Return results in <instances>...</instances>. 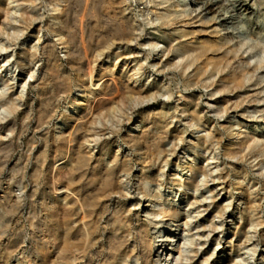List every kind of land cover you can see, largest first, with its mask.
I'll use <instances>...</instances> for the list:
<instances>
[{
	"label": "bare ground",
	"instance_id": "1",
	"mask_svg": "<svg viewBox=\"0 0 264 264\" xmlns=\"http://www.w3.org/2000/svg\"><path fill=\"white\" fill-rule=\"evenodd\" d=\"M34 1L35 0H0V34L4 32H2L4 26L17 17V24L19 23L18 25L21 28L16 30L15 33L20 31H26L27 33L28 31L29 35L37 40V43L35 42L36 45L32 44L30 47H27L25 52L18 54V59H20V61L17 63L21 65V69L26 70L25 75L27 74V76L24 75L25 79L23 83L21 82L22 84H20V93L18 92L17 94L15 92V95H13L14 97L11 95L9 96V99L5 98L7 99L6 101H0V174L8 163L9 152L15 147H18V144H15L16 141L14 140V135H16L17 140H20L22 132L28 130H24L27 125H22L21 129L19 128V132L18 122L14 119H8L7 115L11 114L15 117L18 113L20 115V112H23L22 121H26L25 123L28 125L33 121L34 117H36L37 125L35 126V129H40L50 114L55 111V102L60 96L66 94L68 98L67 111L70 110L72 114L70 115L67 112L68 115L61 116V118L55 122L56 124L54 130L56 131L52 130V139L51 137L49 139V136H44L45 138H43L45 149H49L50 146L53 148L54 161H52V163L54 162V164H56L54 166L55 168H53V172H55L56 175H52L53 177H51V179L48 178L52 181V183L50 182L51 185L49 184V189L52 193L57 194L60 202H64L62 207H60L61 204L59 205L62 210L60 208L56 210L60 216L63 217V220L62 224L52 227L54 236L52 240L57 241V243L55 245L51 261L50 263H47L95 264L94 256L97 254L104 256L102 262H99L100 264H172V261H174L175 264H182V260H184L182 259V249H180L178 244L171 246L175 239V234L173 233L175 229L173 228L178 227L180 224L184 226L191 225L192 216L189 213L182 212V209L176 208L175 204L171 205L172 202H177L179 199H171V203H169V201L162 203L158 200L161 199V195H159L160 198H158V196L148 191L147 185L142 187L144 183L149 184L148 180L159 183V186L162 184V182H160L161 178L165 180V168L160 164L163 163L165 165L169 163L168 157L176 155L177 146L174 147L172 145L173 147L170 150L164 149L165 146L163 147L160 144L161 135L159 134L161 133L157 134L156 131L161 132L159 129L165 127L163 123L166 121L167 124L169 123L171 125L173 120L169 121L168 119H173L175 117L174 114H177V110L175 109V111H173L171 109L173 112L170 113V109L162 110L164 107L163 105L159 107L155 113L151 114L150 110V115L147 114L146 118L141 120L142 123L147 121L146 125L142 127L141 133L139 135L134 134L129 138V140L133 141V144L135 143L139 146L137 149L140 152V155H144L143 157L145 158L142 163L143 170L141 169V175L143 178L141 177V183H138L139 190H141L140 193L143 195L141 197H144L146 202L149 203L145 205V215L143 216L140 215L141 211L139 209L142 202L138 198H135L132 204L128 203L129 205L127 206L118 205L116 207V205H114L115 209L113 208L114 210H112L111 213L109 212L111 211L109 210L110 202L114 197L118 198L116 203L120 204V198H125L130 193L129 188L127 187L128 182L126 183V180L124 181L123 178H120L124 176L122 174L130 173V159L128 158V155L123 156V154L122 156H118L119 147L116 146L117 150H113L115 154L109 155V157L112 156V160L105 164L103 158L106 150L105 147L109 145L111 141L109 142L104 139L99 140V138L96 137L99 134L100 129L98 131L96 130V127H94L96 118L93 119V117H95L93 114H98V112L101 111L103 113L106 111H114L113 107L115 108L118 104L117 99L120 100L119 102H121V99L124 98L128 100H135L137 102H144L154 100L158 95H162L165 92L164 81H162L160 85H156L157 82L152 85H147L148 81L144 77V62L149 61L150 59L153 61V68L163 67L161 69L162 73L169 70L171 67H174L175 70L180 71L182 76H185L187 71L190 70L191 75L189 73L188 75L190 76H187L190 79L187 80L186 78V83H188L190 87L196 86L199 83L202 84L204 88L214 87V91L208 95L209 100L206 103L207 107H203L205 112L208 111V109H211L218 115L219 113L226 115L229 109H241L244 103L254 102L259 99L258 94L261 91L255 93L253 92L249 95L243 94V96H239L237 94L246 90L247 92H251L253 88H248L260 84L257 79H254V76H256L257 72L264 67V56L261 54L264 51V44H260L261 46L258 47L261 49V53L259 49H257L258 44L252 45L253 43L251 44L252 46H247L244 50H242L246 43L245 41L244 43L242 42L243 40L241 41L239 39H235L236 42L231 44L230 42L233 39H231V37L227 38L224 33V30L227 31L231 27L233 29V26L237 22L249 14L252 10L251 7L244 4L245 0H187L188 4L185 3L186 0H176V3L174 1L172 4L161 7L163 13H160L158 11L160 8L156 7L164 3L156 2L154 3L155 5H153V9L151 6H148L149 8L145 9V11L141 14L142 16H145V20H147V22H145L146 24L152 25L155 23L154 21H157L161 27L170 29L171 32L168 31L163 33V35L169 39V42L165 43L166 48L164 50H159L160 46L158 47L157 42L150 38L151 36L143 38L144 43L142 45L148 46V52L144 56L145 59L143 58L144 61H141L142 58H139L138 53L136 55L132 52V50H129L131 44H138L140 37H131L136 31V27H134L132 22L135 17H132L133 15L131 14V16H127L126 10L128 8H125L126 5L123 3L124 0H55V3L52 2L54 6L51 9L53 13L49 18L51 21L48 23L46 28L54 33L53 36L57 34L58 40H56L59 41L60 44L64 45L63 49H66V55L68 56L67 59H69L68 65L66 63L68 70H79V68L83 66L82 63L85 64L82 61V59L85 58H82V51L85 52L86 50L88 51L101 47V50H96L98 52V54L96 53L98 56H94L96 54H93L94 52L91 51L93 52L92 56L96 57L95 59H90V61L92 60L93 65L89 67L87 66V69H83L84 77L83 79H81V77V80L79 79V83L76 84L77 87L75 89V93H72V85L70 82V74L72 71L71 73H69L68 70L66 71L65 66L62 65L63 63L61 62L62 64H60L56 59L55 44L48 43L50 41L46 42L47 40L44 41L43 38L45 36L43 37V25L41 26L39 25L40 23H38L39 26L35 27V23L38 20L39 22H43L42 20L45 16L43 17L41 12V14L38 13V9L37 11H34L36 10L35 7L38 6L37 4V6H35ZM150 3L151 1H149V4ZM187 5H189L188 11H186ZM14 7H18L19 9L17 8V10L19 11L13 9ZM30 7L31 9H29ZM152 16H155V18L152 19ZM197 22L199 23L198 25H196ZM200 26L201 28L204 27L203 32L206 36H208L206 40L204 38H202L204 40H200V38L196 35L197 32L201 31H196L195 27ZM17 34L19 35V33ZM15 36L16 35L14 34L13 38H15ZM79 37L81 39L80 44H75L77 38ZM189 39L193 40L189 41ZM174 41L177 42L178 45L173 44ZM13 42L11 43L13 44ZM68 42L72 44L68 45ZM186 44H191L193 47L189 49ZM112 45H115V48L117 49L113 54V58L108 55L103 57L102 49L105 46V48L109 49ZM255 48L257 51L253 53L252 50ZM88 52L91 53L90 51ZM244 53H248V55L244 56ZM88 56L90 57V55ZM43 58L48 62V66L46 65V68L43 67L42 64L44 60ZM253 58L254 61H252ZM120 63H122L121 69L118 68ZM4 65L5 62L0 65V72L3 71ZM98 66L99 69L96 71ZM155 70L157 71V69ZM41 72L44 73L40 74ZM39 75L41 76L39 77ZM37 80H40V82L34 84ZM85 80L87 81V85H83V83L85 84ZM144 82L147 83L145 84ZM12 83L8 82L7 84H10L11 86ZM7 87L9 86L7 85ZM30 88H34L36 90V113L33 112V103L35 102V99H30L32 95L29 99L26 98V100L24 95H22V92L28 93ZM172 92H166L168 101L170 96L173 94ZM66 95H64V97ZM98 96L101 98L107 97L108 99H103L104 101L101 99L103 102L99 104V106L97 104L93 105L95 99L97 100L96 103L98 102ZM1 97L2 96H0V100H2ZM235 97L239 98L236 103L232 101ZM114 98H117V104L115 103L116 106L113 105L112 108H110V103ZM188 102H185L184 105H182L183 110H185L187 105H189ZM193 104L199 105L200 100L193 101ZM22 105H25L27 110L23 111L21 108L23 107ZM111 112L110 115L113 114H111ZM203 112L193 111L191 113L192 119L190 120L195 121L194 119H198L197 121L199 124L196 125L199 126H197L196 129L200 130L202 127L207 128V133H205L203 137H199V135L193 136V140H189L188 144L191 145L189 148L192 151H197L199 149L208 154V156L204 159L207 164L206 166H203L196 163L197 160L202 157L201 154H196L197 156L191 159L188 158L183 161H178V163L175 162L174 169L176 171H172L173 174L169 175V184L173 186V189H177L182 192V194L185 192V189H189L191 193L184 198V203L189 209L197 210L194 211L195 213H199V210L202 207H205L202 210H208L206 205H203L206 204L205 200L207 198H205L203 194L199 196L200 198H197L196 195H198L202 188L207 187L209 180L216 181L213 183L216 184L215 187H219L220 191L224 189L228 190L229 188V196L226 204H218L217 199L212 197L210 204L207 206L214 204L215 213L211 219H209L210 221L208 226L198 224L199 221H195L194 226H197L196 228L199 229L196 231V236L194 235L190 236L191 238L189 237V246L193 245V248H191L192 250L187 257L189 260L187 261L189 264H214L212 259H216L215 256L221 252V255L219 254L217 257L218 264H242L241 261L243 259L231 256L235 244L233 243V238L226 240L225 242L218 238L220 243L215 245V248H211L209 250L203 248L212 233L217 231L219 227H223L224 220L229 217L228 210H230L232 206L234 210L237 209L240 210V213H244V216L240 215L241 220H243L244 223L241 226H235L237 229L233 232V237H235L240 235V232L242 231L241 233L244 237V240L236 245L237 251H240L242 246L244 247L245 244L249 245V242L252 241V237L259 232L258 229L264 224V220H262L257 213V210H262L263 199L259 196L260 188H258L259 186L257 187L258 184L255 183V179L252 178V171L258 172L260 170L263 171L264 169V119L251 121L253 122V125L251 126V131L247 133L241 132V128L244 124L237 122L232 123L230 121L226 123L224 122V124H221L219 128H215L211 131V128H214V125H208L209 120H207L208 118L204 119V115L202 114ZM114 113H116V111ZM120 114L121 111H119V115ZM99 115H101V113ZM97 119L99 120V118ZM65 126H67V129L63 131L62 128H65ZM208 126L211 128H208ZM60 129L61 131L59 135L56 136L55 133L59 132ZM177 129L179 130V128ZM134 130H141L138 127V124ZM153 130H156V133H154ZM83 131L87 133V139H84L87 143L93 142L94 146L101 145L100 150L102 149V152L100 154L93 155L91 153L94 147L87 153L83 152L84 149L81 150L83 137L76 140V144L73 142L77 137H81L78 135ZM223 132L226 134L228 140V144L224 147H222L224 136ZM179 135L182 134L179 133ZM37 136L35 135V137ZM181 137L177 135L174 140H183ZM49 140H52L50 145L48 144ZM71 141L75 144L73 147L71 145ZM104 142H109V144L105 146ZM140 146H143L145 151H143L144 149ZM34 147L35 146L33 144L29 147V149L31 148V152ZM43 147L44 146L42 145V148ZM220 147L223 151L222 154L227 159L232 160V163H229L228 167L223 166L220 168V162H218V160L214 161V159H218L217 156L219 153H216V151ZM107 149L109 148L107 147ZM26 151L28 153L29 150L26 149ZM37 153L39 154V152ZM37 153L35 154L37 155L36 161L44 169V166L46 165L45 161L49 159L48 153L45 150L39 155ZM28 159L29 157L27 156L25 160L29 161ZM209 159L213 160V162H208ZM212 163L215 165L210 167V164L212 165ZM243 164H249L250 167L246 168L244 167L245 165L242 166ZM153 165H157L156 168L154 166V170L151 168ZM40 166L39 168L36 167V169L38 168L37 171L41 170ZM58 166H60V168H58ZM17 168L19 169L18 166ZM11 171L13 172V169H11ZM14 171L16 172V170ZM37 171L34 170V172H36L35 175L37 174ZM149 172H151L150 175H148ZM193 174H200L203 178L202 181H199V179L197 181L196 176H193ZM258 174L263 175L264 177V174ZM189 175L191 177H189ZM9 176H11V173ZM19 177H21V175ZM232 179L233 183L231 181ZM231 187H234L235 190H237V198H235V194L231 192ZM261 187L264 189V183ZM11 188V185H7L0 190V198L7 204L12 202L13 195H15L11 194ZM23 191H25V188ZM209 191L213 192L212 189H209ZM240 204L243 205L240 206ZM1 207H3V205ZM39 207V209H41V206ZM45 208V210H49L48 208L50 207L46 204ZM59 210L61 211L59 212ZM216 217L222 218V224L219 226L212 223V220ZM194 218L196 219V216H194ZM31 219L34 220L32 217ZM103 219L106 220L105 225L101 226ZM155 229L156 231L153 233L152 231ZM251 230L254 233L253 236L248 235ZM203 238L206 239V241L202 243L201 241ZM43 246L44 245H41V248H43ZM255 247L256 245L253 249H251L253 255L252 258L256 255ZM226 248L230 251L228 255L224 253ZM218 249L221 250L219 253L216 251ZM9 251L10 249L8 252ZM173 252L177 253V258L172 255ZM199 252L200 255L198 258H201L200 261L195 259ZM185 256L186 255H184V257ZM261 258L264 259L263 256Z\"/></svg>",
	"mask_w": 264,
	"mask_h": 264
},
{
	"label": "rangeland",
	"instance_id": "2",
	"mask_svg": "<svg viewBox=\"0 0 264 264\" xmlns=\"http://www.w3.org/2000/svg\"><path fill=\"white\" fill-rule=\"evenodd\" d=\"M149 1H151L150 4H149ZM174 1L176 3L178 0L177 1L176 0H170V1L169 0H124L123 3L126 5L125 8H128L126 10L127 16L133 15L132 17H135V19L132 22H133L134 27H136L135 28L136 31L132 34L131 37H134V36H135L134 38L140 37L139 40H138V44H136V43L131 44L129 50H132V52H134L136 55L138 53L139 58L140 57L142 58V59L140 58L141 61H144L143 58L145 59L144 56L148 52V50H147L148 46L142 45L144 43L143 38L151 36L150 38L154 39L157 42L158 47L160 46L159 50H164L166 48L165 47L166 46L165 43L169 42L168 41L169 39L167 37H165L163 35V33H166L168 31H170V29H165L164 27H161L157 21H154L155 23L152 24V25L146 24L145 22H147V20H145V16H142L141 13H143L145 11V9H148L149 8L148 6H151V8L153 9V7H154L153 5H155L154 3H156V2L157 3H164V4L158 5V7H156V8H160L158 10L160 13H163L161 7H164L165 5H168V4H172V3H174ZM34 2H35V6L38 5L37 7H35L36 10H34V11H37V9H38L39 10L38 13L41 12L43 17L45 16L44 17L45 19L43 18V20H42L43 22H39V20H38L35 23V27H37L39 25H41V26L43 25L42 26L43 27L42 29H44L43 30V33H44L43 37L45 36L43 38L44 41L47 40L46 42L50 41L48 43L55 44V52H56L55 56H56V59L58 60V62L60 64L63 63L62 65L65 66V70L67 71L68 70L67 65H68L69 59H67L68 56L66 55L67 54L66 53V49L65 48L63 49L64 45L60 44V42L57 41L58 40L57 39L58 38L57 34L55 36H53L54 33L46 28L48 23L51 21L49 18L51 16V14L53 13V11L51 9L54 6L52 2L55 3V0H52V1L51 0H35ZM185 3L188 4V1L186 0ZM244 4H246V6H248V7H251L252 10L250 11V13L247 14L239 22H237L233 26L234 27L233 29L231 27L227 31L224 30V33H225V36L227 38L231 37V39H233L230 42L231 44L236 42V40H238V39L241 40V41L243 40L242 42L245 41L246 43L244 42L245 45H244L242 50H244V48H246L247 46L249 47V46H252L254 44H258L257 49H259L258 47L261 46L262 44H264V0H245ZM188 6L189 5H187V10L186 11H188V9H189ZM17 8L14 7L13 9L17 10ZM29 9H31V7ZM17 11H19V10H17ZM136 14H137V16H136ZM249 15L251 16V18H250ZM15 18H16V19H14L15 21L12 19V21L9 23L10 25L7 24L6 26H4V28L2 30V32L3 31L4 32L0 34V56H1L0 57V65L5 62V65L3 67V71L0 72V88H1L0 89V96H2L1 97L2 100H0L1 102H3L4 100L6 101L7 99H9V96H11V95H12V97H14L13 95H15V92L18 94V92L21 90V85L20 84L23 83V81L25 79V76H27V74L25 75L26 70L21 69V65H19L17 63V62L20 61V59H18V54L25 52L27 47H30V45H32V44L36 45V43H37L36 42L37 40H35L34 37H31L29 35L28 31H27V33H26V31L17 32V33H19V35L17 33H15L16 30L21 28L18 25L19 23L17 24V22H18L17 19L18 18L17 17H15ZM154 18H155V16L154 17L152 16V19H154ZM38 23H40V24L38 25ZM250 23H251V25H250ZM198 24L199 23L197 22L196 25H198ZM7 26H8V28H7ZM137 27H138V29H137ZM195 28L194 29L196 31H201V32H197V34H196L197 37L200 38V40L202 38H204L205 40L208 38V36H206V34H204V32H203L204 27L201 28V26H200V27H195ZM148 33H150L151 35L148 34ZM14 34L16 35L15 38H13ZM228 35H229V37H228ZM234 36H236V37H234ZM13 39H15V40H13ZM190 39H189V41L193 40V39L192 40H190ZM204 39H202V40H204ZM80 40H81L80 37L77 38V41H76L77 43L75 42V44H80ZM11 42H13V44ZM71 44L72 43L68 42V45H71ZM173 44L178 45L177 42H175V41L173 42ZM186 45H187V47L189 49L193 47V45H191V44H186ZM105 47L102 49L103 50V57L108 55V56L113 58V54L117 50L115 48L116 46L112 45L109 49L105 48ZM100 48H95V49H92V50H88L90 52L93 51L94 53L93 52L89 53L87 50L85 52L82 51V55H83L82 58L85 57V58L82 59V61L85 64L82 63L83 66H81L79 68V70L76 69L77 71L76 70H70V71L68 70L69 73H71V71H72V73L70 74L71 75L70 76V82H71V85H72V88H71L72 89L71 90L72 93H75V89L77 87L76 84L79 83V79L81 77H82L81 79H83V77H84L83 69H87V66L89 67V66L93 65L92 60L90 61V59L91 58L92 59L96 58V57H93L92 55L96 54V53L98 54V52H97L98 50L97 49L101 50ZM104 49L106 50V52H105ZM257 49L256 48L253 49L252 52L255 53L257 51ZM247 50H249V49H247ZM259 51L261 53V49H259ZM263 52L261 54L264 56ZM38 54H39V52H38ZM87 54L90 55V57ZM97 54L94 55V56H98ZM245 55H248V53H246V54L244 53V56ZM87 58H88V60H87ZM164 59H163V61H164ZM151 61L152 60L150 59L149 61L144 62V66H145L144 67V72H145L144 73V77L148 81L147 85H150V84L152 85L153 83L155 84L156 82L157 83L160 82L159 84L156 83V85H160L161 82L164 81L165 87L164 86L163 87L165 88L164 89L165 92L162 95H158L157 98L154 99V100L144 101V102H141V101L137 102L135 100H128L126 98L121 99V102H119L120 101L119 99L114 98L113 101L111 102L112 104L110 103V105H111L110 108H112L113 105L116 106L115 103L117 104L116 99L118 100L117 106L115 108L113 107L114 111H112V112L111 111H106L104 113L101 111V112H98V114H93V116L95 115V117L92 116L93 119L96 118L95 119L96 123L94 124V127H96V130H98V131L100 129L99 134L96 137L99 138V140H103L104 139L106 141L108 140L109 142L111 141L110 144H109V142L108 143L104 142L105 146L107 144H109L106 147L103 145L106 148V150L108 151L107 152L105 150L104 156H103L105 164H107V162L109 163L112 160V156L109 157V155L110 154L111 155L115 154L114 151L117 150V147H119V153H118L119 155L118 156H122L124 154L123 156H127L128 155V158L130 159V163H129L130 173L122 174L124 176L121 175L122 177H120V178L121 179L123 178L124 181L126 180V183L128 182V184H127L128 186L127 187L129 188V192L132 195L129 193V195L127 197L120 198V200H121L120 204L116 203V200L118 198L114 197L111 200V202H110L109 210H111V211H109V212L111 213L112 210L115 209L114 205H116V207L118 205L127 206L129 204H132L134 202L135 198H138L142 202L141 206L139 208L140 211H141L140 215L141 216L145 215V213H144L145 209L144 208H145V205L149 204V203L146 202V199L144 197H141L143 195L140 193L141 190H139V186H138V183H141V177L143 178V176L141 175L142 174L141 171L143 170L142 163L144 162L145 158L143 157L144 155H140V152L137 149L139 146H137L135 143L133 144V141L129 140V138L132 137L134 134L139 135L141 133L142 127L144 125H146V123H147V121L142 123L141 120L146 118L147 114L150 115V113L151 114L155 113L156 110L159 107H161L162 105L164 106L162 110H167V109L171 110L172 109L173 111H175V109H176L177 110L176 111L177 114H174L175 117L173 119H171V118L168 119L169 121L173 120L171 125L169 123L167 124V121H166V122L163 123L165 125V127H164L165 129L164 128H161L162 130L159 129L161 132L155 130L157 132V134L161 133L159 135H161L160 138H161L162 142L160 141V139H159V141H160V144L163 147L164 146L166 147V148L164 147V149L170 150L173 146L174 147L177 146L176 147V151H177L176 155L168 157V162L169 163H167L165 165L163 163L160 164L161 166L163 165V167L165 168L164 169V171H165V180H163L161 178L160 182H162V184L160 186L158 185L159 183H155L152 180H148L149 184L148 183H144L142 185V187H144V185H147L148 191L150 193L155 194L156 196H158V198H160L159 195H161V199H158V200H160V202H162V203L163 202L166 203V201H169V203H171L170 202L171 199L172 200H174L175 198L179 199L177 202H172L171 205L175 204L176 208L182 209V212L189 213L192 216V224L191 225L184 226V225L180 224V225H178V227H174L173 228V229H175V231L173 232L175 234V239H174V241L172 242V245H171V246H174L175 244L176 245L178 244L180 249H182V254H183V258L182 259H184V260H182V264L183 263L184 264H189V262L187 261L189 259H187V257L189 255L190 251L192 250L191 248H193V245H190L191 247L189 246V239L191 238L190 236H194V235L196 236V233H197L196 231H198V229H199V228H196L197 226H194L195 225V221H199L198 224H202V225L208 226L209 225V221H210L209 219H211V217L214 215L215 210H214V204H211L209 206H207V205L210 204L212 197L217 199L218 204H222V203L226 204L227 200H228V196H229V193H228L229 188H228V190L224 189V190L220 191L219 187H215L216 184H214V183L216 181H210L209 180L208 183H207V187L206 188H202L201 191L198 193V195H196L197 198H200L199 196L201 194H203V196L205 198H207L205 200L206 204H203V205H206L208 210H202L205 207H202V208L200 207L201 208V209L199 208L200 212L199 213H195L194 211H197V210L189 209L188 207L185 206V203H184V198L187 197L191 193L189 191V189L188 188H187L188 190L185 189V192H183V194H182V192H180L179 190L173 189V186H171L169 184L170 181L168 179H169V175L173 174V172L176 171L174 169L175 168V162L178 163V161H183V160L188 159V158L189 159L194 158L195 156H197L196 154H201L202 155V157L199 158L200 160L198 159L196 163L198 165L206 166L207 163H206V161H204V159H205V157L208 156V154H206V152H204L203 150H199L198 148H197L198 149L197 151H192L189 148V146H191V145H189L188 143H189V140L190 141L193 140V136H195V135L196 136L199 135V137H203V135H205V133H207V128L202 127V128H200V130H197L196 127L199 126V125H196V124H199V122L197 121L198 119L197 120L194 119L195 121H191L190 119H192L191 113L193 111H200V112L204 111L203 107L204 108L207 107L206 103L209 100L208 95L212 91H214L213 90L214 87L204 88L202 86V84H200V83H199L200 85L198 84L199 86L196 85V86H191L190 87V85L188 83H186V81L190 79V78H188L191 75L190 70L187 71L185 76H182L180 71L175 70L174 67H171L169 70H167L164 73H162L161 69L163 67H159V68L158 67H154L153 68V66H152L153 61L152 62ZM252 61H254V58L252 59ZM154 62H156V61H154ZM66 63H67V65H66ZM42 64H43V67L46 68L48 66L47 60L44 59ZM121 64L122 63L119 64V67H118L119 69H121V67H122ZM131 64H133V63H131ZM163 64H164V62H163ZM98 69H99V66L97 67L96 71ZM155 69H157V71ZM43 73L44 72H41L40 74H43ZM189 73H190V75H188ZM79 75H80V77H79ZM40 76L41 75H39V77ZM147 76H148L149 80H148ZM186 78H187V80H186ZM254 79H257L258 82L260 83L259 85H255V86H253L251 88H248V89H252L253 88L254 90L252 89L251 92H247V90H246L244 92L238 93L237 95H239V96L242 95L243 96V94L244 95H246V94L249 95L250 93L252 94L253 92L255 93V92H260L261 91L258 94L259 99H257L256 101L244 103L242 105L241 109L240 108L229 109L226 115H224L223 113H219V115H218L215 112H213L211 109H208V111H206V112L204 111L202 113L204 115V119L208 118L207 119V120H209L208 125H211V124H212L211 126L214 125V128H211L210 126H208V128L212 129L211 131H213V129H215V128H219V126L221 124H224V122L226 123V122L230 121L232 123L237 122V123L244 124L246 127L243 125V127L241 128V132L247 133V132L251 131V126L253 125L252 124L253 122H251V121H258L260 119H264V104H263L264 103V100H263L264 99V88H263L264 87V67L261 68L257 72V75L254 76ZM8 82H10V83L13 82V83L10 86V84H7ZM39 82H40V80H37L36 82H34V84L39 83ZM86 83H87V81L85 80V84L83 83V85H87ZM144 83L146 84L147 82H144ZM7 85L9 87H7ZM12 86H13V89H12ZM166 87H168L169 90ZM33 89L34 88H30L28 90V93L22 92V95H24L25 100H26V98L29 99L31 97V95H32V97L30 99H35V102L33 103V112L36 113L37 97L35 96L36 90L34 89L35 90L34 91ZM167 91H171V92L173 91L172 92L173 94L170 96L169 101H168V98H167V93H166ZM64 95H66V94H63L62 96H60L58 98V100L55 102L57 109L54 108L55 111L51 113L52 115L50 114V116L46 119V122L40 127V129H35L36 128L35 126L37 125L36 117H34L33 121L28 125L27 123H25L26 121H24V122L22 121V113L23 112H20V115L18 113L15 117H13V115H11V114L7 115L8 119H11V120L14 119V120H16L18 122V130H19V132H20V129H21L22 125H25V126L27 125L26 128H24V130L25 129H28V130H25V131L23 130L24 132H22V137H21L20 140H17L16 135H14V140L16 141L15 144H18V147H15L12 151L9 152V154H8V159H9L8 163H7L6 167L2 170V172H4V173L1 172V174H0V180H1L0 186L2 187V188L0 187V190L3 189L4 187H6L7 185H11V187H12L11 188V191H12L11 194L12 195L15 194V195H13L14 201L12 199V202L9 203L10 205L7 204L6 202H4L0 198V202H1L0 203L1 204L0 205V264H48V263H50L51 258L53 256L54 248H55V245H56L57 241L52 240L54 238L52 227L53 226H58L59 224H62L63 217H61L60 214L56 210L59 209L60 207H62L64 205V202H60L59 197L57 196V194L52 193V191L49 189L50 185L52 183V181L50 179H51V177L56 175V173L53 172V168H55L54 166L56 164H54V162L52 163V161H54V159H53V156H54L53 155V151L54 150H52L53 148L51 146L49 147V149H45V145L43 143L44 142L43 138H45L44 136H46V137L49 136V139H50V137L52 139L53 131H56V130H54L55 129L54 127H55V124H56L55 122H57L61 118V116H63V115L66 116V115H68V113L70 115L72 114V112L70 110L67 111L68 98H67V95L65 97H64ZM159 96H161V97H159ZM5 98H7V99H5ZM98 98H99L98 102L96 103L97 100L95 99L94 100L95 102L93 103V105L97 104L99 106V104H101L104 101L103 99H105V100L108 99L107 97L101 98L100 96H98L97 99ZM255 98H257V97H255ZM237 99L239 100L238 97H235V98L232 99V101L236 103L238 101ZM196 100H200V104L199 105H194L193 104V101H196ZM185 102H188L189 105H187L185 110H183L182 109V107H183L182 105H184ZM163 103H165V104H163ZM22 106L23 107H21V108L23 109V111L27 110V108H25V105H22ZM187 108H189V109H187ZM113 109H111V110H113ZM172 110L169 111V112L172 113L173 112ZM115 111H116V113H114ZM119 111H121L120 115H119ZM149 111H150V113H149ZM110 112H111V114L112 113L113 114L110 115ZM100 113H101V115H99ZM114 115H116L117 117L114 116ZM51 116H52V118H51ZM97 118H99V120ZM106 118H107V120H106ZM19 120H21V121H19ZM196 122H198V123H196ZM191 123H192V125H191ZM193 123H194V125H193ZM137 124H138V127L141 129L140 131L134 130L136 128ZM163 124H162V126H163ZM177 128H179V130ZM32 129H34V130H32ZM66 129H67V126H65V128H62L63 131H65ZM186 129H187V131H186ZM150 130H152V129H150ZM60 131H61V129L59 130V132L55 133V135L56 136L59 135ZM155 131H154V133H156ZM176 132H177V135L179 137L182 136L181 138L184 141L183 140H180V141L174 140L177 137ZM162 133L163 134L167 133V134L163 135ZM179 133L182 134V135H179ZM85 134H86V136H85ZM174 134L176 135V137H175ZM223 134H224V136H223V141H222V147H224L225 145L228 144L227 143L228 142L227 136H226V134L224 132H223ZM35 135L36 136L39 135V136L35 137ZM23 136H25V137H23ZM30 136H32V137H30ZM78 136H81V137H77L75 139V141H73V140L72 141L75 142V144H76V142H77L76 140L81 139L83 137V139H82L83 140L82 141L83 148H82V145H81V150L84 149L83 152L87 153L88 151H91L93 149V147H94V149L91 152L93 155H98V154H100L102 152L101 151L102 149L100 150L101 145H95L94 146L93 142L92 143L91 142L87 143L85 141L87 139V133L85 131L79 133ZM172 136H174V137H172ZM88 138H90V137H88ZM72 141H71V145L73 147V145H75V144H73ZM50 142H52V140L51 141L49 140V142H48L49 145H50ZM83 142H84V144H83ZM171 142H172V144H171ZM32 144L35 147H34V149L31 152L30 151L31 148L29 149V147L32 146ZM42 145L44 146L43 148H42ZM107 147L109 149H107ZM140 147L143 148V146H140ZM98 148H99V150H98ZM26 149L29 150L28 153H27ZM24 150H25V153H24ZM44 150L48 153V156H49L48 158L51 159V160L47 159L45 161L47 166L45 165L44 169H43L40 166V164L36 161L37 155H35V154L37 152H39V154H40ZM143 151H145V149ZM217 151H216V153H219V155L217 156L218 159H214V161L218 160V162H220V164H221L220 168L223 167V166H227L228 167V164L232 163V160L227 159L222 154L223 151H222L221 147L219 149H217ZM13 152H14L15 155L13 154ZM130 155H131V157H130ZM138 155H140V156H138ZM27 156L29 157L28 160L30 162L25 160L27 158ZM22 157L25 158V159H23ZM142 157H143V159H142ZM13 160H14V162H13ZM25 162H26V164H25ZM208 162H213V160L209 159ZM222 163H223V165H222ZM214 165L215 164L212 163V165L210 164V167H213ZM17 166L19 167V169L17 168ZM39 166H40V169H41V170L40 169L39 170L41 172L37 171ZM154 166L156 168L157 165H153V167H151L152 170L155 169ZM242 166H244L246 168L250 167L249 164H243ZM21 167H24V168H21ZM25 167H27V168H25ZM33 167H34V169H33ZM36 167H38V168L36 169ZM15 168H17V169H15ZM58 168H60V166H58ZM11 169H13V172L11 171ZM23 169H26V170H23ZM14 170H16V172ZM34 170H36L37 174L38 173L39 174L35 175L36 172H34ZM260 171H258V172L257 171H254V172L252 171V178L255 179L254 182L257 183L258 184L257 187L259 186L258 188H260L259 196L262 197V199H263V201H262V210H257L258 211L257 213H258V216H260L262 218V220H264V194H262V193H264V189H262L263 187H261L262 184L264 183V177H263V175L258 174V173L264 174V169H263V171L262 170H260ZM10 173H11V176H9ZM215 173H214V175H215ZM150 174H151V172L148 173V175H150ZM15 175H16V177H15ZM17 175H18V177H17ZM20 175H21V177H19ZM33 175H35V176H33ZM39 175L41 176V178H40ZM194 175L196 176L197 181H198V179H199V181H202L203 178H202V176H200V174L199 175L198 174H193V176ZM22 177H24V178H22ZM189 177H191V176L189 175ZM48 178H50V179H48ZM9 179H11V180H9ZM20 179H22V180H20ZM231 181L233 183V179ZM199 183H201V182H199ZM22 186H24V187H22ZM20 188H22V189H20ZM24 188H25V191H23ZM233 188L234 187H231L230 190H231V192L233 194H235V198H237L238 197L237 190H235V188L234 189ZM209 189H212L213 192H210ZM211 193H213V194H211ZM31 194L34 195V196H32ZM49 200H50V202H49ZM3 202L6 203V204H4ZM11 204H13V205H11ZM46 204H48V206L50 207V208H48L49 210H45L46 209L45 208ZM2 205H3V207H1ZM59 205H60V207H59ZM242 205L243 204H240V206H242ZM39 206H41V209H39L40 208ZM184 207H186V208H184ZM3 209H7V210L9 209V210L7 212V210H3ZM12 209H13V211H12ZM15 209H16V211H15ZM61 210H59V212ZM228 211H229V215H228L229 217H227L224 220L223 227H219V229L217 231L212 233V235L207 239V241L204 238L202 239V241H201L202 243L205 242V241L207 242L203 249L209 250L211 248H215L214 246L217 245L218 243H220V240H218V238L222 239L223 242L233 238V243H235V244H234L233 252L231 253L232 257L235 256L234 258L243 259L241 261L242 264H264V259L261 258L262 256L264 257V253H263L264 252V224L260 228L258 227L259 228L258 229L259 232L257 234H255L254 237H252V239H251L252 241L249 242V245L245 244L244 247L242 246V249L240 251H237L236 245L239 244V242H242L244 240V237H243V235L241 233L242 231L240 232V235L235 236V237H233V232L237 229V227H235V226H237V225L241 226L244 223L243 220H241V216H244V213H240V210H237V209L234 210L233 206ZM2 212H4V213H2ZM231 214H232V216H231ZM262 215H263V217H262ZM194 216H196V219L194 218ZM31 217L34 218V220L31 219ZM105 221L106 220L103 219V221L101 222V226L105 225ZM212 221H213L212 222L213 224H216L218 226L220 224H222L221 223L222 222V218H217L216 217ZM6 222H7V224H6ZM12 229H14V230H12ZM155 231H156V229L153 230L152 232L154 233ZM251 231L248 233L249 236L250 235L253 236V234H254L253 231L252 232ZM43 238H45V239H43ZM250 243H252V244H250ZM41 245H44L43 248H41ZM255 245H256V247H255L256 255L254 256V258H252L253 255H252L251 249H253V247ZM9 249H10V251L8 252ZM216 251H217V253H219V251H221V250L218 249ZM200 252H199L198 256L195 258L196 260L198 259L199 261L201 260V258H198L199 255H200ZM229 252L230 251L227 250V248L224 250V253L226 255H228ZM219 254L221 255V252ZM95 255H96V256H94L95 264H100L102 262V260L104 259V256L103 255H97V254H95ZM172 255H174V257L177 258V253L173 252ZM184 255H186L185 256L186 260H185ZM218 255L215 256L216 259H212L214 264H218V260H217ZM173 263L175 264L174 261H172V264Z\"/></svg>",
	"mask_w": 264,
	"mask_h": 264
}]
</instances>
